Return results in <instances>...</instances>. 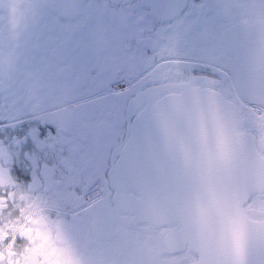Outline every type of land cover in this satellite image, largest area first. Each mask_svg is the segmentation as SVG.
<instances>
[{
    "label": "snow or ice",
    "instance_id": "snow-or-ice-1",
    "mask_svg": "<svg viewBox=\"0 0 264 264\" xmlns=\"http://www.w3.org/2000/svg\"><path fill=\"white\" fill-rule=\"evenodd\" d=\"M0 264H264V0H0Z\"/></svg>",
    "mask_w": 264,
    "mask_h": 264
}]
</instances>
